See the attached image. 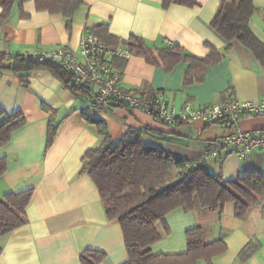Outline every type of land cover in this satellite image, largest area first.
Here are the masks:
<instances>
[{"label": "crops", "instance_id": "1", "mask_svg": "<svg viewBox=\"0 0 264 264\" xmlns=\"http://www.w3.org/2000/svg\"><path fill=\"white\" fill-rule=\"evenodd\" d=\"M221 0H194V5L177 3L163 8V0H83L72 18L68 33L61 14L36 11L27 0L17 5L0 26V52L33 54L59 46L79 58V42L85 31L104 25L120 41L134 37L145 56L131 55L121 71V86L143 97L160 93L176 110L223 102L228 98L257 102L264 99V64L254 53L234 40L227 42L210 27ZM254 12L248 28L264 51V0H252ZM177 45L179 56L167 66L157 51ZM118 49H126L120 45ZM220 59L209 66L200 80L186 81L187 57L204 59L211 50ZM194 68V67H192ZM191 80V79H190ZM87 94L74 95L60 79L45 69L25 73L0 70V109L21 112L25 124L15 130L0 148L6 171L0 177V197L8 192L32 190L25 208L26 223L0 241V264H82L81 255L98 251L104 258L97 264H123L127 260L119 223L106 217L97 188L81 173L82 157L100 146L102 138L88 118L106 123L110 137L118 141L135 131L150 146L188 162L208 152V143L220 135L217 124L201 121L166 127L139 110L104 107L82 113ZM57 124L48 148L49 122ZM245 131H263L264 117L239 121ZM221 181L235 180L244 171L264 177V150L240 157L222 152L218 158L201 160ZM200 227L205 243L221 240L226 250L210 264H264V199L251 206L243 219L234 216V204L219 212L195 206L168 213L159 226L160 239L151 246L153 254L186 251V231ZM249 242L256 251L246 260L240 251ZM195 264H207L199 260Z\"/></svg>", "mask_w": 264, "mask_h": 264}, {"label": "trees", "instance_id": "2", "mask_svg": "<svg viewBox=\"0 0 264 264\" xmlns=\"http://www.w3.org/2000/svg\"><path fill=\"white\" fill-rule=\"evenodd\" d=\"M27 0H0V26L9 18L15 5L22 10ZM36 11L61 14L69 33L75 11L83 0H33ZM177 3L194 5V0H163V8ZM254 12L252 0H221L211 20L212 30L227 42V48L236 40L249 48L256 59L264 64L262 45L248 28ZM264 17V11H263ZM106 47L116 50L126 47L130 55L145 56V48L134 37L120 41L108 34L104 25L89 31ZM157 56L167 66H172L179 56L174 45L157 51ZM189 68L196 71L186 74V81L200 80L203 72L220 57L215 50L204 59L187 57ZM127 59L112 57L113 67L122 71ZM194 67V68H192ZM45 69L74 94H87L83 86L70 83L67 73L56 63L39 61L32 54H6L0 52V70L25 73ZM191 79V80H190ZM102 138L101 144L88 150L82 157L81 173L94 182L101 198L107 219L116 220L121 228L127 253L123 264H195L204 260L210 264L214 256L225 252L221 240L205 243L203 231L195 227L186 231V251L179 254H153L151 246L160 239L159 226L165 216L176 210L191 211L195 206L209 212H219L226 203L234 204V216L245 218L249 208L264 199V177L256 171H244L235 180L221 181L211 174L204 163L194 164L164 152L161 148L146 144L138 133L130 131L118 141L113 140L100 118H88ZM25 124L21 112L7 114L0 109V148L10 140L11 134ZM57 124L49 122L46 148L52 142ZM6 171V161L0 156V177ZM32 197V190L8 192L0 197V241L3 237L26 223L25 208ZM257 247L249 242L239 257L246 260ZM104 258L98 251L87 250L81 255L82 264H97Z\"/></svg>", "mask_w": 264, "mask_h": 264}, {"label": "built area", "instance_id": "3", "mask_svg": "<svg viewBox=\"0 0 264 264\" xmlns=\"http://www.w3.org/2000/svg\"><path fill=\"white\" fill-rule=\"evenodd\" d=\"M172 47V43L168 42ZM79 58L67 47L59 46L40 50L32 55L39 61L56 63L68 75L70 83L83 86L87 91L82 113L92 109L115 107L130 111L139 110L150 115L166 127L201 121L217 124L220 135L208 143L209 150L202 159L218 158L222 152L244 157L251 151L264 150V130L245 131L239 121L246 117H264V99L251 102L228 98L223 102L193 108L190 104L176 110L167 104L160 93L149 97L128 91L121 86V71L111 63L112 57L128 59L126 49L111 50L96 36L84 33L79 42ZM194 164L201 163V160Z\"/></svg>", "mask_w": 264, "mask_h": 264}]
</instances>
